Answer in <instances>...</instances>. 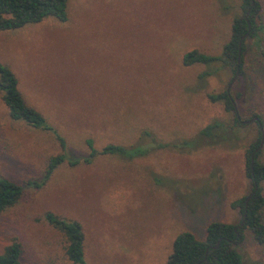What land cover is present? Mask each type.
I'll return each instance as SVG.
<instances>
[{
	"label": "rangeland",
	"instance_id": "obj_1",
	"mask_svg": "<svg viewBox=\"0 0 264 264\" xmlns=\"http://www.w3.org/2000/svg\"><path fill=\"white\" fill-rule=\"evenodd\" d=\"M257 37H246L243 72L183 65L193 49L219 55L242 0H69L66 21L45 18L0 31V62L18 78L27 102L64 138L69 158L109 143L146 146L153 139L194 138L213 120L233 125L231 142L151 151L126 159L97 155L60 164L40 187L48 160L60 152L50 131L10 118L0 93V177L22 187L0 213V253L13 240L24 264H72L64 234L43 215L78 221L87 264H165L172 241L189 230L205 236L210 221L237 224L236 199L248 195L246 150L264 129V0ZM213 71L201 76L203 71ZM260 70V71H259ZM227 90L235 110L207 95ZM145 132L149 134L146 135ZM259 161L264 162V142ZM264 195V182H262ZM264 224V207L261 213ZM242 264H264V243L249 230L236 246Z\"/></svg>",
	"mask_w": 264,
	"mask_h": 264
},
{
	"label": "trees",
	"instance_id": "obj_2",
	"mask_svg": "<svg viewBox=\"0 0 264 264\" xmlns=\"http://www.w3.org/2000/svg\"><path fill=\"white\" fill-rule=\"evenodd\" d=\"M69 0H0V31L21 28L27 24L41 22L45 18H55L59 21L67 19V5ZM242 13L234 17L231 24V33L228 41L223 45L219 55H208L193 49L182 57L183 65L195 63L209 65L220 61L231 67L235 73L243 72L246 37H257L260 27L257 23L261 5L258 0H242ZM250 27V28H249ZM247 34L245 37H243ZM240 50V52H239ZM264 58V52H262ZM260 69H264L261 65ZM260 71V70H259ZM213 71H203L201 76L211 75ZM0 93L1 100L8 109L11 119L21 120L27 125L50 131L60 146V152L51 156L42 175V180L36 183L40 187L48 180L52 172L62 163L70 165L88 163L97 155H115L121 158L132 159L142 157L151 151L166 147L197 148L200 142L206 139L209 144L229 143L235 133L234 124H242V120L235 117L234 124L230 125L222 120H213L199 130L192 139L180 142H162L151 137L146 146L121 145L109 143L96 149L92 139H87L88 153L83 158H69L64 138L47 123L45 117L35 107L27 104L19 87L18 78L11 68L0 62ZM212 102L221 101L227 112L235 110L233 98L227 90L207 95ZM257 116V115H256ZM261 123L262 120L257 116ZM263 126V125H262ZM148 135V132H145ZM261 140L260 129L257 139L246 150L245 173L252 183L251 192L231 203V207H238L241 219L244 212V224H232L218 220L210 221L205 227L203 239L197 238L189 230L179 232L172 241L171 252L165 264H242V256L236 246L245 239V230H249L257 243H264V224L261 213L264 207L262 182H264V162H260L259 147ZM255 186L257 188L254 190ZM22 194V187L6 178L0 177V213L15 204ZM251 194V195H250ZM248 198V200H247ZM247 200V205L245 204ZM44 220L60 230L67 241L65 255L72 264H87L84 256V233L81 224L76 220L65 219L48 211L43 215ZM240 219V221H241ZM0 264H24L21 261V245L13 240L0 253Z\"/></svg>",
	"mask_w": 264,
	"mask_h": 264
},
{
	"label": "water",
	"instance_id": "obj_3",
	"mask_svg": "<svg viewBox=\"0 0 264 264\" xmlns=\"http://www.w3.org/2000/svg\"><path fill=\"white\" fill-rule=\"evenodd\" d=\"M250 28V27H249ZM247 34H245L243 37H245ZM239 52H240V50H239ZM239 73V68H237L236 69V71H235V74H234V77L237 75ZM238 119H240L239 117H238ZM254 121H256V123L258 124V127H259V129H260V132H261V140H260V144H259V147L257 148V149H259L261 146H262V144H263V142H264V129H263V126H262V123H261V121H260V119L257 117V116H254L252 119H249V120H246V121H244L245 123H251V122H254ZM257 188V186H255V188H254V190ZM252 193V192H251ZM251 195V194H250ZM247 200H248V198H247ZM247 200H246V205H247ZM245 215H246V213L244 212V214H243V217H242V219H241V221H240V224L238 225V227H241L243 224H244V218H245Z\"/></svg>",
	"mask_w": 264,
	"mask_h": 264
},
{
	"label": "crops",
	"instance_id": "obj_4",
	"mask_svg": "<svg viewBox=\"0 0 264 264\" xmlns=\"http://www.w3.org/2000/svg\"><path fill=\"white\" fill-rule=\"evenodd\" d=\"M204 238V237H203ZM203 238H200V239H203Z\"/></svg>",
	"mask_w": 264,
	"mask_h": 264
}]
</instances>
